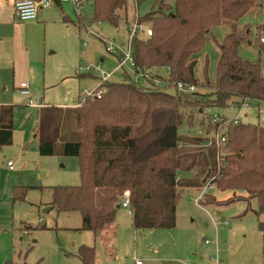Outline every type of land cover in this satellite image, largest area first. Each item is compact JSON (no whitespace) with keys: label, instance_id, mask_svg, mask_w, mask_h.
Wrapping results in <instances>:
<instances>
[{"label":"trees","instance_id":"obj_1","mask_svg":"<svg viewBox=\"0 0 264 264\" xmlns=\"http://www.w3.org/2000/svg\"><path fill=\"white\" fill-rule=\"evenodd\" d=\"M262 1L156 0V12L137 18L138 26L150 22L152 33L132 38L133 73L124 69L122 82L100 85L99 98L86 96L77 108L58 110L51 116L49 140L42 139L39 154L53 156L59 147L63 156L78 159L80 177L78 187L51 189V210L78 213L79 231L98 237L114 225L121 197L128 191L133 229L171 230L176 225L179 193L208 184L221 191L246 192L257 201L259 218L264 213V127L228 121L217 114L215 119L210 110L240 108L249 101L264 105L260 65L238 56L250 33L245 30L242 35L237 29L238 22ZM60 4L54 0V5ZM126 4L127 0H92L87 6L92 9V23L117 28L118 11ZM84 18L76 13L75 22L65 16L62 22L80 29L86 27ZM218 26L228 27L230 33L218 45L214 78L208 75L207 61L197 78L198 57L210 30ZM257 34L256 41L264 45V26L257 28ZM156 70H164L165 75ZM139 72L149 73L150 78L135 79ZM202 82L209 94L197 92ZM175 83L195 90L180 93L171 85ZM167 88L173 94L166 93ZM195 114L208 118L204 135H180L178 129L184 122L193 126ZM217 133L225 139L218 148L214 144ZM12 136L13 108L0 106V147L11 145ZM26 191L14 188L13 200H24ZM203 196L201 205L216 202ZM258 229L264 252L263 221L258 220ZM77 255L81 264H95L94 247L80 246Z\"/></svg>","mask_w":264,"mask_h":264},{"label":"rangeland","instance_id":"obj_2","mask_svg":"<svg viewBox=\"0 0 264 264\" xmlns=\"http://www.w3.org/2000/svg\"><path fill=\"white\" fill-rule=\"evenodd\" d=\"M59 1L60 7L54 5L47 11L48 24L38 19L19 22L14 18V8L10 13L1 11V16L8 18L3 29L9 34L0 35L9 43L0 46V106L13 108V136L11 145L0 147V264H81L77 255L80 246L95 248V264H264L258 229L264 213L257 217V201L244 191H221L211 186L205 194L216 202L201 205L196 199L204 188L182 190L176 225L171 230H135L129 209L120 207L114 229H108V236L95 237L79 231L78 213L46 212L52 202V188L80 185L78 159L63 156L59 147L53 156L39 154L42 139L49 140L51 116L58 110L77 108L86 94L97 90L100 74L107 75L118 67L117 54L108 53L104 42L126 49L136 19L157 10L156 0H127L126 8L118 11L120 22L115 28L92 23V9L86 6V27L78 29L62 22L63 16L76 21L73 3ZM237 26L242 35L245 30L250 33L247 43L240 45L238 56L259 64L264 77V45L256 41L257 28L264 26V0ZM142 27L151 30V23L145 22ZM229 33L226 26L210 30L198 57L197 78L202 76L206 61L208 75L214 78L218 45ZM156 71L165 75L164 70ZM110 81L122 82L120 70ZM21 84L26 86L28 96L21 95ZM200 85L198 93H210L203 82ZM165 91L173 94L170 88ZM248 105L211 109L210 113L228 121L240 117L242 123L264 127V110H257L254 101ZM207 122L206 115L195 114L193 126L184 122L178 133L201 137ZM9 162L12 170L7 167ZM17 187L27 190L22 201L13 200Z\"/></svg>","mask_w":264,"mask_h":264},{"label":"built area","instance_id":"obj_3","mask_svg":"<svg viewBox=\"0 0 264 264\" xmlns=\"http://www.w3.org/2000/svg\"><path fill=\"white\" fill-rule=\"evenodd\" d=\"M70 1L74 5L75 12L81 17L86 15L85 7L92 3V0H87L86 3L80 2L79 0H70ZM53 6H54V0H39V1L20 0V1H16L13 4L14 18H15V20H17L19 22L33 21L37 18L38 11L40 9L45 10V9L52 8ZM151 33H152L151 30L143 29L142 26H138L137 24H135V26L133 27V30L129 34V39L127 42L126 49H124L122 46L117 45L113 42H104V44L106 46V51L112 55L117 54V56H122V60L118 64V67L114 71H112L111 73H109L107 75H103V73L100 74L101 79H100L99 87L102 83L110 81V78L114 74H116L117 71H119V70L121 73L123 72L124 69L133 73L134 64H133V60L131 57V41H132V38L134 37V35H144L145 37H150ZM262 42H264V39H262ZM95 71L96 72L99 71V66L96 67ZM140 77H142V78H148L149 77L150 78V74L149 73L142 74L141 72H139L135 79H139ZM154 82H155V84L159 83V81H157V80H154ZM171 85L174 86L178 92L184 93V94L192 93L195 90V88L193 86H187V85H184L181 83H175V84H171ZM99 87L97 88L96 91L92 92L91 94H86V96H96L97 98H99L101 93H102V91L99 89ZM20 88H21L20 89L21 95H23V96L29 95L28 91L26 90V86L24 84H21ZM30 105L34 106L31 103H30ZM246 106H247V104H244L242 107H246ZM213 118L216 119V116L213 115ZM239 119H240V117H238L234 121L237 122ZM224 143H225L224 137H221L220 133L215 134V136H214L215 146L218 148L219 146H222ZM7 167L9 170H12V164L10 162L7 163ZM206 188H208V184L204 187L203 192L200 194V196L197 197L196 203H199L202 195L204 193H206V190H205ZM129 197H130L129 192L125 191L121 197L120 207L125 208V209H129ZM136 264H139V262H137ZM214 264H218V263L215 262Z\"/></svg>","mask_w":264,"mask_h":264},{"label":"crops","instance_id":"obj_4","mask_svg":"<svg viewBox=\"0 0 264 264\" xmlns=\"http://www.w3.org/2000/svg\"><path fill=\"white\" fill-rule=\"evenodd\" d=\"M14 0H0V34H9V33H6V30L3 29L5 25H7L9 22H8V18L5 17V16H1V11H5V13H10V11L13 10V4H14ZM48 9H41L38 11V15H37V18L36 20L38 19V21L42 24H48L49 22V18H48V13H47ZM13 13V12H12ZM11 25H13V23L10 22ZM9 43V40L4 38V36L0 35V46H2L3 44H8ZM251 106V105H250ZM258 109H261V111L264 110V105H258L257 104V110ZM200 194V192L198 193V195ZM197 195V197H198ZM129 217H130V221H131V214L129 212ZM116 220V219H115ZM115 224V223H114ZM112 230L114 229V225L111 227ZM110 228V229H111ZM108 230L107 231H104L102 232L98 237H105V236H108ZM115 233V232H114Z\"/></svg>","mask_w":264,"mask_h":264},{"label":"water","instance_id":"obj_5","mask_svg":"<svg viewBox=\"0 0 264 264\" xmlns=\"http://www.w3.org/2000/svg\"><path fill=\"white\" fill-rule=\"evenodd\" d=\"M249 44H251V43H249ZM119 208H120V206L117 207V209H119ZM50 210H51V207L49 209H47L46 212H49Z\"/></svg>","mask_w":264,"mask_h":264}]
</instances>
